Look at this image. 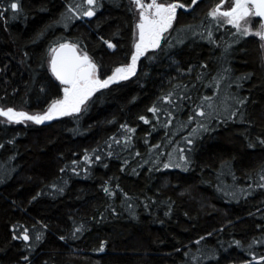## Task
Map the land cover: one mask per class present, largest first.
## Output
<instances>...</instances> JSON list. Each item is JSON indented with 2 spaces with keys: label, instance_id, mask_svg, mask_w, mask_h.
I'll return each instance as SVG.
<instances>
[{
  "label": "trees",
  "instance_id": "1",
  "mask_svg": "<svg viewBox=\"0 0 264 264\" xmlns=\"http://www.w3.org/2000/svg\"><path fill=\"white\" fill-rule=\"evenodd\" d=\"M232 1L167 0L185 8L160 46L79 112L0 116V264H264V49L209 15ZM0 13L3 111L62 99L60 44L101 80L135 53L131 0H0Z\"/></svg>",
  "mask_w": 264,
  "mask_h": 264
},
{
  "label": "snow or ice",
  "instance_id": "2",
  "mask_svg": "<svg viewBox=\"0 0 264 264\" xmlns=\"http://www.w3.org/2000/svg\"><path fill=\"white\" fill-rule=\"evenodd\" d=\"M87 3L94 5L96 0H87ZM133 3L139 10V22L136 25L138 41L134 45L135 53L131 57V64L127 67L117 68L111 76L101 80L97 76V65L90 60L88 55L78 54L76 45L60 44L58 48L52 49L51 71L55 78L65 86L63 88V99L53 101L48 110L42 115H29L26 112H16L9 108L7 111L0 110V116L17 123L32 121L40 124L57 116L71 115L79 112L81 105L99 89L107 88L111 83L134 75L138 59L149 49H155L160 46L163 33L172 26L177 9L185 8V5L179 2L168 3L167 0H160V2L151 0L150 3H144V0H133ZM192 3L195 4L196 0H192ZM10 8L11 10H17L18 4L11 3ZM221 8L222 4H218L209 15L213 19L218 17L226 18L227 24L236 28L237 32L244 34H249V25L251 23L248 20L249 17H260L261 20H264V0H234L230 10L222 11ZM69 10L71 11L72 9ZM84 14L91 17L94 15V11L90 8ZM242 21H245L243 25ZM252 34L264 40V23H260L259 30ZM104 42L109 48L115 47L107 40ZM150 111L155 114L157 109L152 108ZM199 114L203 115V112ZM141 119L144 118L141 117ZM145 123H148V121L145 120ZM129 131L134 130L129 129ZM165 167H168V165H165ZM105 191H108V189H105ZM22 238L28 241L29 237L26 232Z\"/></svg>",
  "mask_w": 264,
  "mask_h": 264
},
{
  "label": "rangeland",
  "instance_id": "3",
  "mask_svg": "<svg viewBox=\"0 0 264 264\" xmlns=\"http://www.w3.org/2000/svg\"><path fill=\"white\" fill-rule=\"evenodd\" d=\"M131 1H132V4H133V7H134V11H135V19H136V21H135V36H134V43H136V42L138 41V29H137L136 25H137V23L139 22V10L137 9L136 5L133 3V0H131ZM150 2H151V0H146V1L144 0V3H150ZM233 3H234V0H233L232 2H230V3L224 4V5L222 6L221 10H222V11L230 10V8L233 6ZM215 7H217V5L214 6L212 9H214ZM211 11H212V10H211ZM218 18H219V17H218ZM219 19H220L224 24H227V23H226V18L220 17ZM248 20H250L251 23H250V25H249V29H250V30H249V34H247V35H251V36H253V37H257V39L261 42V45H262V47H263V49H264V45H263V42H262V40L260 39V37L257 36V35L252 34V33H254V32H256V31L259 30V24H260L261 22H258L256 17H249ZM174 21H175V19L173 20L172 25H173ZM241 23H242V25H243V24L245 23V21H242ZM228 25H230V24H228ZM169 29H170V28H169ZM169 29H168V30H169ZM168 30H167L165 33H163V38H162L161 40H163V39L165 38V36H166L167 33H168ZM62 87L64 88L65 86L62 85ZM63 88H62V93H63ZM63 95H64V93H63ZM62 99H63V97H62Z\"/></svg>",
  "mask_w": 264,
  "mask_h": 264
},
{
  "label": "water",
  "instance_id": "4",
  "mask_svg": "<svg viewBox=\"0 0 264 264\" xmlns=\"http://www.w3.org/2000/svg\"><path fill=\"white\" fill-rule=\"evenodd\" d=\"M257 19H259V21L261 22V23H264V20H261V18L260 17H256ZM262 42H263V45H264V40H262ZM69 45H71V44H69ZM59 47V46H58ZM58 47H56V48H58ZM150 50V49H149ZM77 53H78V51H77ZM79 54V53H78ZM51 59H52V54H51V58H50V61H49V69H50V72H51V74H52V71H51ZM119 68H123V67H119ZM115 72V71H114ZM52 76H53V78L57 81V82H59L56 78H55V76L52 74ZM119 81V80H118ZM117 81V82H118ZM60 83V82H59ZM61 84V83H60ZM112 84V83H111ZM110 84V85H111ZM62 85V84H61ZM59 116H57V117H55V118H58Z\"/></svg>",
  "mask_w": 264,
  "mask_h": 264
},
{
  "label": "flooded vegetation",
  "instance_id": "5",
  "mask_svg": "<svg viewBox=\"0 0 264 264\" xmlns=\"http://www.w3.org/2000/svg\"><path fill=\"white\" fill-rule=\"evenodd\" d=\"M222 6H223V4H222Z\"/></svg>",
  "mask_w": 264,
  "mask_h": 264
}]
</instances>
